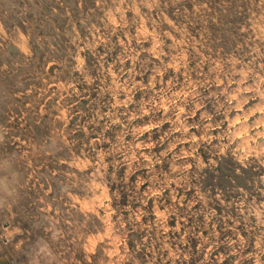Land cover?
<instances>
[{
  "label": "rangeland",
  "instance_id": "obj_1",
  "mask_svg": "<svg viewBox=\"0 0 264 264\" xmlns=\"http://www.w3.org/2000/svg\"><path fill=\"white\" fill-rule=\"evenodd\" d=\"M0 264H264V0H0Z\"/></svg>",
  "mask_w": 264,
  "mask_h": 264
}]
</instances>
